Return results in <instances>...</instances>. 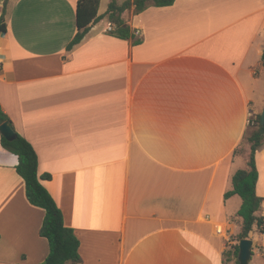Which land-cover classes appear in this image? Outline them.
Segmentation results:
<instances>
[{
    "label": "crops",
    "instance_id": "1",
    "mask_svg": "<svg viewBox=\"0 0 264 264\" xmlns=\"http://www.w3.org/2000/svg\"><path fill=\"white\" fill-rule=\"evenodd\" d=\"M77 2L10 0L0 103L51 174L42 183L80 241L78 264H226L243 200L225 194L264 107V0L126 9L134 37L105 17L68 50ZM18 163L0 134V264H43L45 210ZM256 164L264 214V143ZM250 238V264H264V233Z\"/></svg>",
    "mask_w": 264,
    "mask_h": 264
},
{
    "label": "trees",
    "instance_id": "2",
    "mask_svg": "<svg viewBox=\"0 0 264 264\" xmlns=\"http://www.w3.org/2000/svg\"><path fill=\"white\" fill-rule=\"evenodd\" d=\"M176 0H125L119 3L118 0H111L106 12L99 15L101 0H78L77 2V28L78 31L72 41L68 44V50L80 43L88 33L91 25L101 18H107L115 25L110 31L113 35L129 39L136 35V31L122 17L126 9L134 8L136 14L144 11L148 5L156 6L171 5ZM10 0H3L0 14V36L7 31V14ZM139 40H137L138 42ZM264 65V49L262 53ZM262 112L254 114V124L249 125L251 132L246 135L250 143V153L247 167L238 169L232 179L233 188L225 194L228 198L238 194L242 197V205L237 213L241 221V230L232 235L227 248L224 251L225 262L239 264L238 255L240 251L239 241L243 238H250L251 233H264V214L261 207L263 197L257 194V183L259 172L256 164V153L264 143V123L261 121ZM10 120L0 103V124ZM14 126V125H13ZM1 134V133H0ZM1 145L9 152L16 154L19 163L16 166L17 172L23 177L26 184V195L28 200L45 210V217L40 228V235L49 241V253L43 264H78L81 261L79 252L80 241L74 230L65 225L63 214L49 190L42 183V180H49L51 174L39 172L38 154L32 143L23 135L17 132L13 140L1 135Z\"/></svg>",
    "mask_w": 264,
    "mask_h": 264
},
{
    "label": "water",
    "instance_id": "3",
    "mask_svg": "<svg viewBox=\"0 0 264 264\" xmlns=\"http://www.w3.org/2000/svg\"><path fill=\"white\" fill-rule=\"evenodd\" d=\"M261 121L262 123H264V108L261 115ZM0 133L9 140H13L17 136V131L9 120L0 124ZM239 244V264H250V261L253 256V240L251 238H243L239 241Z\"/></svg>",
    "mask_w": 264,
    "mask_h": 264
},
{
    "label": "built area",
    "instance_id": "4",
    "mask_svg": "<svg viewBox=\"0 0 264 264\" xmlns=\"http://www.w3.org/2000/svg\"><path fill=\"white\" fill-rule=\"evenodd\" d=\"M114 28H115V25L113 23L109 22L108 23V26H107V31L110 32V31L114 30ZM252 117H253V114L250 113V115H249V122H248L249 125L250 124L251 125L254 124ZM227 231L228 230H227V228L224 225H218L217 226V232L218 233L225 235L227 233Z\"/></svg>",
    "mask_w": 264,
    "mask_h": 264
},
{
    "label": "rangeland",
    "instance_id": "5",
    "mask_svg": "<svg viewBox=\"0 0 264 264\" xmlns=\"http://www.w3.org/2000/svg\"><path fill=\"white\" fill-rule=\"evenodd\" d=\"M118 1L123 2V1H125V0H118ZM109 2H111V0H102V8H103V10L108 6ZM263 108H264V107H263ZM263 108H262V111H263ZM251 130H252V128H249V129H248V133H250ZM248 133H247V134H248ZM249 146H250V143H249L248 139L245 138V140H244V142H243V149H244V151H247V150H248V152H249V151H250ZM241 149H242V148H241ZM248 156H249V154H248ZM253 256H255V255H254V252H253ZM228 264H233V262L229 261Z\"/></svg>",
    "mask_w": 264,
    "mask_h": 264
}]
</instances>
